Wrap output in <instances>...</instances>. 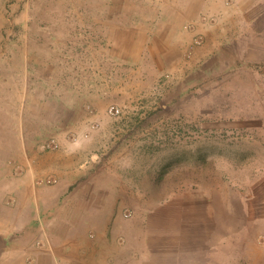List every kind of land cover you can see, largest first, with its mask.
<instances>
[{
	"label": "crops",
	"instance_id": "1",
	"mask_svg": "<svg viewBox=\"0 0 264 264\" xmlns=\"http://www.w3.org/2000/svg\"><path fill=\"white\" fill-rule=\"evenodd\" d=\"M242 79L238 95L256 98L242 123L264 130V0H0V264H264V192L229 182L207 196L189 179L204 163L147 180L136 154L104 152L100 120L142 81L199 104ZM84 81L91 119L62 118ZM47 130L59 150L42 148Z\"/></svg>",
	"mask_w": 264,
	"mask_h": 264
},
{
	"label": "rangeland",
	"instance_id": "2",
	"mask_svg": "<svg viewBox=\"0 0 264 264\" xmlns=\"http://www.w3.org/2000/svg\"><path fill=\"white\" fill-rule=\"evenodd\" d=\"M73 4L75 3H70ZM72 7L69 2H65L61 9L70 10ZM61 20L64 21L61 24L67 26V29L75 24L68 17ZM66 34L70 35L68 32ZM69 49H63V55L70 56ZM76 51L83 57L86 53L84 47ZM64 68L67 73L70 71L69 65ZM77 69L80 73L86 70L81 65ZM244 81L242 79L237 84L234 83V90L231 91L228 87L223 88L226 80L219 81V84H223L220 89L224 96L201 98L203 102L199 104L198 97L192 96L190 90L184 95L179 87L163 86L160 81H142L141 85L138 83L129 90V95L112 94L114 97L111 95L106 104V114L100 119L110 123L109 141L104 152L120 156L124 153L136 154L135 163L142 167L143 175L148 176L147 180L156 172L158 175L153 176L159 182L165 180L166 171H177L182 164L190 166L188 173L197 174L199 165L204 163L207 168L205 174L200 178L189 179L195 184L199 180L203 182L207 196L211 194V188L220 185L223 190L228 188L229 191V182L236 184L239 192L243 191L245 195H249L254 187L255 191L264 192V130L246 127L242 123V120H246L247 105L250 103V108H253L251 103L256 99L251 97L248 101L246 97L238 95L237 87L240 85L241 89L245 85ZM80 84L82 89L77 91L78 99L75 104L78 110L76 113L71 111L72 113L61 114L62 118L70 116L79 121L83 113L86 115L83 121L91 119L87 118V106L91 100L85 97L87 85L85 81ZM118 84L116 81L112 82L115 87ZM110 91H113L112 88ZM112 106L119 108L121 114L112 116L109 112ZM52 132L46 131L43 136L45 140L55 137L59 141L60 133ZM133 134L136 136L135 145ZM119 155L118 159H121ZM174 177L172 179H177ZM257 194V199L253 200L255 204H262L264 200ZM229 198L230 196L227 199ZM254 209L257 215L264 213L262 207ZM257 239L259 246L264 248V236ZM221 264L230 263L226 261Z\"/></svg>",
	"mask_w": 264,
	"mask_h": 264
},
{
	"label": "built area",
	"instance_id": "3",
	"mask_svg": "<svg viewBox=\"0 0 264 264\" xmlns=\"http://www.w3.org/2000/svg\"><path fill=\"white\" fill-rule=\"evenodd\" d=\"M228 1V3H230L231 1H233V0H227ZM206 19V18H205ZM209 21H211L212 23L215 21L214 19H211V20H209ZM203 43V37L201 36V35H197V37H195V40H194V46H199V45H201ZM109 112H110V114L112 115V116H118V115H120L121 114V111H120V109L119 108H117V107H115V106H112L110 109H109ZM42 148L44 149V150H53V151H55V150H59L60 149V144H59V142H58V140H57V138H55V137H51V138H48L45 142H44V144H43V146H42ZM47 183H49V184H52V183H56V180H54V179H47ZM131 213H127V214H125V217L126 218H129V217H131Z\"/></svg>",
	"mask_w": 264,
	"mask_h": 264
}]
</instances>
